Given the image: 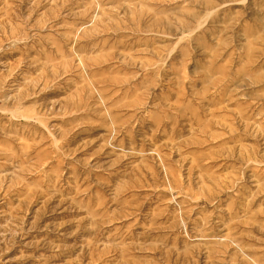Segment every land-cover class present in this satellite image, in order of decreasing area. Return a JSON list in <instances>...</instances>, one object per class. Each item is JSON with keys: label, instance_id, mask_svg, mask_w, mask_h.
Instances as JSON below:
<instances>
[{"label": "rangeland", "instance_id": "374dc122", "mask_svg": "<svg viewBox=\"0 0 264 264\" xmlns=\"http://www.w3.org/2000/svg\"><path fill=\"white\" fill-rule=\"evenodd\" d=\"M0 264H264V0H0Z\"/></svg>", "mask_w": 264, "mask_h": 264}]
</instances>
